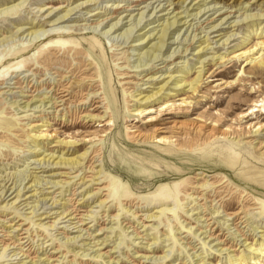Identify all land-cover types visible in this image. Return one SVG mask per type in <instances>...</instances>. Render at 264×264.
<instances>
[{
    "label": "rangeland",
    "instance_id": "rangeland-1",
    "mask_svg": "<svg viewBox=\"0 0 264 264\" xmlns=\"http://www.w3.org/2000/svg\"><path fill=\"white\" fill-rule=\"evenodd\" d=\"M21 1L0 0V9ZM80 1L83 0H25L15 10L0 14V39L3 35L13 38L0 43V77L6 75L4 82H0V176L4 180L9 176L10 182L13 180L18 187L28 173L38 180H47L50 173H56L51 178L58 181L56 186L42 184L35 188L38 198L59 199L53 204V209L48 207V203L45 207L48 209L41 208L35 215L27 214L29 210L25 202L32 206L36 200V197L26 199L34 187L22 191V186L29 180L27 177L20 186L17 199L10 200L15 192L0 201V238L3 239L0 248L2 244L10 247L0 250V264H32L43 258L49 261L48 264H227L231 255L243 256L245 264H255L243 242L253 245L261 241L259 236L264 233V65L257 64L259 59L264 60V50L254 53L263 47L259 43L262 38L259 35L254 38L252 33L248 36L249 24L238 28L221 24L217 28L220 26L225 32L210 33L207 27L204 28V21L216 13L215 10L237 11L236 16L244 11L246 14L264 13V0H184L178 5L174 3L179 0H148L140 5L148 7L142 9L145 13L139 23L133 19L138 12L136 10L131 18L119 22V26L127 23L124 29L103 34L110 27L102 25L95 31H100L98 36L62 33L58 28L70 22L51 25L48 22L50 16L45 17L43 13L47 8H65L68 3L74 5ZM126 1L93 0L89 10L83 9L73 18L81 14L89 16L88 11L109 12L111 5L129 6ZM159 3L151 12V8ZM42 7V12L37 13ZM207 7L216 9L204 14ZM126 13L129 12H123V16ZM175 17L177 23L167 31L163 44L157 39L160 29ZM89 18L96 22L95 17ZM54 19L55 16L51 17ZM38 21L45 22L41 35L48 34L34 44L17 46L18 41L19 45L34 37L24 34L15 35L16 38L13 35L16 27ZM218 33L221 35L216 36ZM231 33L234 35L228 40V46L221 47L222 44L215 43L222 34L226 38ZM207 34L211 42L208 47L212 50L206 56L215 54L223 58L205 61L198 90L194 93L180 91L177 96L166 97L153 105L150 113L128 116L124 109L125 106L132 108L133 101H129L123 90L135 92L139 87L146 88L148 84L142 85L143 81L137 78L149 70L152 73L148 72V75H159L165 68H173L170 72L175 73L182 64L186 65L182 69L188 70L185 74L187 80L194 78L197 68L193 67L198 64L193 61L196 59L192 56L193 49L197 48L198 39L203 41ZM148 35L149 40L153 39L145 44ZM95 38L100 45L95 43ZM243 38H246V44L232 47ZM157 41L162 46L161 52L149 47ZM188 42L190 45L187 46ZM255 44L259 47L255 48ZM66 49L71 52L62 54ZM73 49H80L79 59L90 64L87 68H93L89 74L95 73L94 90L98 89L109 97L107 115L118 117L117 122L109 128L110 125L103 127V122L88 121L79 115L64 121L60 120L61 115H47L49 124L39 127L42 132L36 131L31 126L39 121L35 116L41 111L35 106L40 103L34 100L41 99L49 91L47 83L63 79L71 83L81 78L78 75L69 77L64 64L68 59L71 66L79 64V59L72 58ZM246 49H250L248 54L254 53L248 60L233 57ZM145 50L158 55L150 61L145 57L141 59L145 64L138 70L143 68L147 72L138 75L139 71L131 68L126 78L118 76L117 62L121 57L119 64L136 65L139 54ZM174 51L179 56L185 55L179 58L185 63H169L168 59L177 55L173 54ZM49 62H53L50 68L45 65ZM163 66L166 67L163 69ZM15 69L19 71L12 72ZM56 71L62 74V78L55 74ZM102 79L106 81L107 92L102 89ZM80 88L74 90L79 91ZM86 91L87 88L83 93ZM165 100H168L166 105ZM27 102L29 104L25 107ZM77 103L68 104V109L73 110ZM96 105L89 106L85 113L103 116L104 108L92 110ZM251 109L255 111L251 113ZM247 114V118L242 117ZM4 119L16 122L6 124ZM73 124L74 127H68ZM253 125V130H259L258 135H253ZM104 128L109 129L103 131ZM226 129L229 134L222 135ZM135 130L141 131L139 136ZM38 132L48 134L36 146L41 156L42 152L75 156L86 150V159L76 168H53V165L39 168L34 160L41 156L34 153L37 150L33 151L36 145L34 134ZM152 134L168 138L164 144L154 143L157 139L150 138ZM61 139L75 141L79 145L73 150L62 148L58 143ZM1 184L4 185L2 181ZM14 189L7 191L6 196ZM76 189L79 195H74V198L83 197L84 200L80 205L83 213L90 209L84 207L85 203L95 206L102 201V205L92 208L94 212L90 215L93 217L85 221L81 219L79 225L72 228L73 224L68 226L69 222L54 219L55 214L52 213L76 206L77 203H72V207L70 203L65 205ZM89 191L95 195L86 198ZM128 192L132 193L130 198L125 197ZM159 194L162 196L158 197ZM12 201L15 203L10 205ZM210 211L218 213L209 215ZM202 214L211 218L206 224L200 221L204 219V216L200 218ZM45 216L48 218L41 219ZM14 224L21 228L17 233L10 232ZM25 241L23 248L18 245ZM12 243L15 247L10 245ZM219 248L221 250L218 251ZM225 248L233 251L226 252ZM18 252V256L14 255ZM146 256L152 258L147 259ZM36 264H47V261ZM256 264H264V259Z\"/></svg>",
    "mask_w": 264,
    "mask_h": 264
},
{
    "label": "bare ground",
    "instance_id": "bare-ground-1",
    "mask_svg": "<svg viewBox=\"0 0 264 264\" xmlns=\"http://www.w3.org/2000/svg\"><path fill=\"white\" fill-rule=\"evenodd\" d=\"M24 1L25 0L21 1L22 3L18 2L16 4H14V5L9 6V7H5V8L0 9V14H4V13L7 14L6 12L9 11L10 9L11 10L12 9L15 10V8L21 6ZM91 1H93V0H83V1H80V2H78L76 4H74V5L68 3V5L65 6V8H62V7L60 8L59 6L55 7V8L51 7L50 9L47 8L43 13H45V17H49L50 16V18H49L50 21H48V22L52 23L51 25H54L55 23L70 22L67 25L65 24V25L60 26V28H58V29H61L60 32H62V33H77V34H85V35H92L93 34V35L98 36V33L100 34V31L99 32H95V31H97V28L102 26V25H103L102 27H104V26L110 27V29H108V31L107 30L103 31V34L108 33L109 30L110 31L112 30V31L116 32V31L122 29L123 26L126 25L127 23L119 26L118 25L119 22H122V19H124V18H127V17L131 18L133 16L132 12L136 11V10L138 12H137L136 15H134V17L137 16L138 18H136V17L134 18L133 17V19L136 20L139 23V21H141L140 19H142V17H144V13H145L142 9H147V7H148V6H140V5L144 4V3L146 4L148 0H127L126 2H129V6H128V4H127V6H125V5L120 6L119 4L111 5V6H109V12L106 11V12H102L101 13V12H98V11H94V12L88 11V15L89 16L81 14V15H79V16L77 15V16H75L73 18V15L76 14L77 12H80L83 9L89 10ZM178 2L179 3H184V0H179L176 3H174V4L178 5ZM150 3L151 2H148L147 5H150ZM159 5H160V3L156 7H152L150 11L152 12L153 11L152 9L155 10ZM181 5H183V4H181ZM169 6L170 5L166 6V8L169 7ZM166 8H164V9L166 10ZM56 9H58V10H56ZM215 9L216 8L210 9V7H207V11H205L204 14H207V13H209V11H213ZM42 10H43V7L39 8L36 12L37 13H41ZM186 11H188V9ZM123 12H129V13L128 14L126 13V15L124 14V16H123ZM214 12H216V13H213V15L212 14L209 15L206 18V22L204 21V23H206L204 28L207 27L209 29L210 33L225 32L224 28H221L220 26L217 28V26L221 25V24H228V27H230V28H232L234 26H236L238 28V27H240L243 24L244 25L245 24H249L248 30H247L248 36H250V34L252 33L251 35L254 36V38L256 37V35H257V37L259 35V37L262 38L261 41H259V43L262 44L263 47H261V46L259 47L258 46L259 47L258 48L257 44H255V48L257 47L258 49L255 50L256 52H254V53L257 54L259 51H263L264 50V34H263V32H264V26H263L264 13H248V14H246L245 11H244L241 14L239 12L240 15L236 16L235 14L238 13L237 11H228V10H226V11L219 10L218 11V10H215ZM187 14H189V13L187 12ZM194 15H197V13L194 14ZM54 16H55V19L51 20V17H54ZM89 17H95L96 18V20H95L96 22H94V20H89L90 19ZM146 17H149V16H146ZM191 17H193V14H192ZM232 18H234V20L230 21V19H232ZM176 20L177 19L175 17L173 21L166 22L165 25L162 26L163 28L160 29V36H159V38H157V39H160L159 41H162V43H163V40L165 39V37H167L166 36L167 35V31L170 30V28L174 24L177 23ZM88 22H90V23H88ZM240 23H242V24H240ZM44 24H45V22H43V21H38L36 23H32V22L27 23L26 22V24H24L22 26H19V27H16L15 32L13 34L14 36L15 35L19 36V35L26 34V36H28L30 38L34 37L33 40H29L27 43L23 42V43L18 45V42H19L18 41L17 42V46H24V45H27V44H34V43L38 42L39 40H41L44 36H46L48 33L44 34V35H41V33L43 31L42 28L44 27ZM184 24H185V22H184ZM192 24H194V23H192ZM192 27H193V25H192ZM202 29H203V27H202ZM127 32L130 33V31H127ZM258 32H259V34H257ZM121 33H122V30H121ZM124 33H125V31H124ZM125 35H126V33H125ZM219 35H221V34L218 33V35H216V36H219ZM233 35H234L233 33L228 34V36L225 38V34H222V36L218 40H216L215 43L222 44L221 47L228 46V44L230 43V41L228 42V40ZM1 37L2 38L0 39V43H1V41L3 42L4 40H7V39H10L11 41L13 39L11 35L10 36L3 35ZM23 37H21V38H23ZM196 37H197V35H196ZM203 37H205V39L203 41H201L200 39L197 38L199 44H198L196 49H193L192 56H194L196 58L193 61H196V64H198V66L197 67L196 66L193 67V68H197V73H196L195 77L190 79V80H187V77H185V74H188V70L186 71L185 69H182L183 66L184 67L186 66L185 64H182L183 66L179 67L176 70L175 73H174V71L170 72V69H173V68H167L166 69L165 68L166 66H163V69L165 68V71L162 72L159 75L157 73H153V75H148L149 73H152V71L149 70L148 71L149 73H148L147 70L143 69V68H142V70H138L139 67H142L145 64V62H143L141 60L142 58L145 57V59L147 58L150 61L151 58L155 59V57L158 56V55L156 56L155 53L151 52L150 50L142 51L143 53L139 54V59L137 60L136 65H132V66H127V65L125 66L124 65L123 66L122 64H119L121 59H123V58L121 57L119 59V61L117 62L118 66H119L117 68V71H119L118 72V76H121L122 79L127 77L126 74L129 72L128 69H131V68L137 69L136 71H139L138 75H141L142 72H147L145 75H141V77L137 78V79H140L141 81H143L142 85L148 84L146 88H140L139 87L138 89H136L135 92H132V91L128 92V90H126V89L123 90L124 95H126V97L129 99V101H133V104L131 106L132 108L128 109V106H125L124 110L128 112V116L137 117V116H140L142 113H150L152 111V108L154 107L153 105L158 104L160 102V100L166 99V97L168 99L170 97L177 96L180 91H189L190 93H194V92H196L198 90L199 83L202 80V73H203V70L205 68L204 67L205 61L214 60V59L216 60V59H222L223 58L222 56L216 57L215 54L214 55H209L210 57L206 56L208 53H211L209 51L212 50V47L211 48L208 47L209 44L211 43L210 39L208 37V34H207V36L205 35ZM147 38H148V41L145 44H148L153 39L152 38V39L149 40L150 35H148ZM154 38H156V37H154ZM187 40H190V37ZM236 40H237V38H236ZM96 41L97 42H95V43L97 45H100L98 39H96ZM157 42L153 43L149 47H151V48L153 47V50H157L158 52L159 51L161 52L162 51L161 50L162 46H161V44L159 42L158 43ZM178 42H181V41L179 40ZM194 42H195V40H194ZM245 42H246V38H243L235 46H232V47H238V46L244 45ZM188 44H189V42L186 45L188 46ZM175 50H178V49L176 48ZM184 51L187 52V49L184 48ZM249 51H250V49L243 50V51H241L239 53H235V55H233V57H235V58L245 57V60L246 59L248 60V58H250V56L254 54V53H251V52H250L251 54H248ZM70 52H71L70 49H66V50H64L62 52V54H64V53L67 54V53H70ZM182 52H183V50H182ZM175 53L177 54L178 52L174 51L173 54H175ZM189 53H191V52H189ZM170 54L173 55L172 52H170ZM80 55H81L80 49H76V50L73 49L72 58L79 59ZM177 55L173 59H170V58L168 59L170 64L185 63V60L184 61H179V58H182L185 55L184 54L183 55L180 54L181 56H179V55L177 56ZM93 57H94V55H93ZM164 58H165V56H164ZM186 58H187V56H186ZM166 59H164V60L166 61ZM188 59H190V58H188ZM79 60H80L79 64H77L75 66H71L69 64L70 63L69 59H68L67 62L64 61L65 62L64 64H65L66 68H68V73H70L69 77H71L72 75H75V76L78 75L79 77H81L79 80L69 83L68 81H66V79H63V80H59V81L52 82V83L48 82L47 85H46V83H44L46 85V88L49 89V91L44 93V95H43V97L41 99L34 100V101H38L40 103V105H35V106L38 107V109L40 108L39 112L41 111V114H42V115L39 114V115L35 116V117L39 118V121L34 123V124H32V126H31L32 128H35L36 131L42 132V130H39V127H43L46 124H49V122L47 120L48 118L46 117L47 115L49 117L50 116L51 117H58V116L61 115V117H60L61 121L62 120L64 121L67 118H71L73 115L74 116L79 115L83 119H87L88 118V121H91V120H95L96 121V120H98L99 122H103L102 123L103 127H105L107 125H110L109 128H111V126L114 125L117 122L116 120H117L118 117H114L113 115H110V116L107 115L106 102L108 104H110L109 103V101H110L109 97L107 95H102L101 91L98 90V89L94 90V87H95L94 86L95 73L89 74L90 70L93 69V68L92 67L91 68L90 67L87 68L88 66H90V64L89 63L86 64V62H84V60H82V59H79ZM124 60H125V58H124ZM223 61H224V59H223ZM251 61H254V58ZM123 62H125V61H123ZM217 62H218V60H217ZM103 63H104V61H103ZM105 64H106V62H105ZM257 64L260 65V66L264 65V60L259 59L257 61ZM45 65L50 68V66L53 65V62H49V63H47ZM103 66H104V64H103ZM160 69L161 68H159V70ZM14 71L18 72L19 70L15 69L12 72H14ZM55 74L57 76H59L60 78H62V74H60V72L56 71ZM5 78H6V75L1 76L0 77V82L1 81L4 82ZM44 84L40 85V87H42ZM101 85H102V89H104L105 91L108 89L105 80H103V79L101 80ZM80 86H81V88H80L79 91H75L74 90L76 87H80ZM86 88H87V91L85 93H83V90H85ZM36 90H37V88H36ZM88 92L89 93L92 92V93L88 94ZM96 92H98V93H96ZM31 101L32 100H30V102ZM76 101H78L77 106L74 105L75 106L74 109L70 111L68 109V104H70V105L71 104H75ZM167 102H168V100H165V103L163 102L164 105H166ZM101 103H103L102 106H99L98 104H101ZM28 104H29V102H27L24 106L26 107V106H28ZM94 104H97V105L92 110H96L99 107L104 108L103 113H102L103 116H97V115H92L90 113H85V111H87L88 107L89 106H93ZM253 111H255V110H252L251 113ZM248 116L249 115L247 114V115H243L242 117H246L247 118ZM20 117H22V116H20ZM20 117H17V118H20ZM150 119H152V118H150ZM150 119H148L147 121H151ZM4 120H5L6 124L9 123V122H11V123H15L16 122V120H14V119H10L11 121H9V120L7 121L6 119H4ZM74 126H75V124L68 125V127H70V128H72ZM109 128H106V129L104 128L103 131H107V129H109ZM253 128H254V125L252 126V129H251L253 135H258L259 130L258 129H254L253 130ZM40 132H38V134H36V133L34 134V140H35L36 145H35L34 150H33V151L37 150L34 153H38L39 155H40V152H38V149H36L37 148L36 146L39 144L40 140L43 137H47V135H48L46 133L41 134ZM134 132H137V136H139V134L141 133L140 130H135ZM107 133H111V131L107 132ZM221 134L222 135H228L229 134V130L226 129ZM150 138H152L154 140L157 139V140L154 141V143L164 144L168 137H166V136H155L154 134H152L150 136ZM58 143L60 145H62V148H67V149L72 148V150L74 148L78 147V145H79V144H76L75 141H70V140L67 141V140H64V139L58 140ZM67 152H68V150L66 151V153ZM41 154H42V156L40 155L41 157L39 159L37 158L36 160H34V162L37 163V166H40L39 168L43 167V169L47 168V167H50L51 165H53V168H56V167H59V168L60 167H63V168L64 167L65 168L80 167V165L82 164L83 160H85L86 157H87V151L86 150L83 151L82 153H79V154L75 155V156H69V155L67 156V155H65L63 153L55 155L54 153L44 154V152H42ZM31 175H32L31 173H28V175L25 178H23V180H25L27 177H29V180L23 186L21 185L23 183V180H22L21 184L18 185V187H15L16 184L15 183L13 184V182H12L13 180L10 182L9 176H8L7 180L6 179L5 180L2 179L1 176H0V181H2V183L4 184V185H2V184L0 185V201L6 200L8 197H10L15 192H16L15 195L12 198H10V200L17 199L18 196H19V193H20V186H22V191H24L26 188L29 190L32 187H34V189L31 190L33 193H31L30 195L26 196V199H31V197H36V200H34L35 204H33L32 206H29V203L25 202V207H27L26 209L29 210V212H27V214L35 215V213H37L38 210H40L41 208H45L48 203H49L48 207L53 209L55 207V206H53V204H55L56 201H59V199L55 200V199H53V197H48V196L47 197H43V198H40V197L38 198L37 195H36L37 188H35V187L38 186V185H42V184H44V185L49 184L50 187L56 186L58 181H55V180H53L51 178L55 177L57 174L56 173H50L47 176V177H49V179H47V180L46 179L38 180L36 178V176H34L32 178ZM9 182H10V184H9ZM11 185H13V186H11ZM14 188H16V189H14ZM175 188H176V186H175ZM13 189H14V191L11 194H9L8 196H6L7 191H12ZM76 191H77V189L72 191V193H71L72 197L67 199V201L65 203V205H69V203H70V207H72V203H77L76 206H73L71 208V210H66L67 209L66 208L65 210L63 209L61 212L52 213V214H55V216L53 217L54 219H58V218L59 219H63L64 222H69L68 226L73 224L72 228H75V225L78 224L79 221H82L81 219H83L85 221L86 219H90L91 217H93V216L90 215L91 213L94 212L92 210V208L100 207L102 205V201L96 203L95 206H88L87 203H85V204H83L84 207H87V208L90 207V209L83 213V211L80 209L83 206H80V205L83 203L84 200H83V197H81L80 199H77L76 197L74 198V195H79ZM90 193L91 192L89 191V194ZM94 195H95V193L94 194H90L86 198L92 197ZM129 195L132 196V193L131 192L126 193L125 197L130 198ZM80 196H83V195H80ZM160 196H162V195L159 194L158 197H160ZM164 198L168 199V197H164ZM14 203L15 202L12 201L10 203V205H12ZM39 205H40V207H38ZM14 209H15V206L13 207V210ZM45 209H48V208H45ZM190 211H192V210H190ZM213 213L215 214V213H218V212L217 211H210L209 215L213 214ZM203 216H204V219H201L200 221H204L205 224H206L208 222V220H210L211 218L210 219L205 218V216H206L205 214H202L200 216V218H202ZM148 217H152V215H148ZM214 217H218V216H214ZM45 218H48V216H45L43 218L41 217V219H45ZM77 218H79V220L75 221V219H77ZM15 225L16 224H14L11 227L13 229L10 232L17 233V231H19L21 229L20 227L15 226ZM52 225L53 224L51 223L50 226L52 227ZM80 225H82V223H80ZM11 228H9V229H11ZM14 237H16V236L14 235ZM22 238H24V237H22ZM22 238H18V239L20 240ZM65 239L68 240V238H65ZM259 239L261 241L255 242L253 244V245H256L257 247H253V245L250 244V243L246 244V241L243 242V245L245 247H247L249 252H251L252 259L254 260L255 264L258 263L259 260L264 259V233L259 236ZM2 240L3 239L0 238V243H2ZM69 240H71V239H69ZM24 243H26V241L25 242H19L18 245H21L22 248H23L24 247L23 246ZM69 244H70V241H69ZM10 245L14 246V243H12ZM1 246H2V248H0L1 251L5 250L6 247H7V249L10 248L9 244H7V245H3L2 244ZM12 249H13V247H12ZM15 249H17V248H15ZM217 250L219 251V250H221V248H219ZM225 250H226V252L233 251L232 249H229V248H225ZM14 255L18 256L19 252L18 253H14ZM163 256H165V255H163ZM163 256H161V257H163ZM247 257L249 258L248 255H247ZM146 258L149 259V258H152V257L146 256ZM248 258H246V259H248ZM18 259H20V258H18ZM40 261H43L44 263L47 261V264L49 263V261L46 260V258H43L42 260L41 259L37 260V262H40ZM52 261H54V260H52ZM37 262H31V263L32 264H36ZM244 262H245V258L243 256L235 257L234 255H231L228 258L227 264H245ZM197 264H201V263H197ZM208 264H210V263H208Z\"/></svg>",
    "mask_w": 264,
    "mask_h": 264
}]
</instances>
